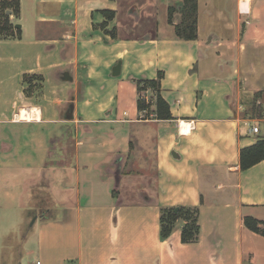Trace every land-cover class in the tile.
<instances>
[{
    "label": "crops",
    "instance_id": "0c3cea01",
    "mask_svg": "<svg viewBox=\"0 0 264 264\" xmlns=\"http://www.w3.org/2000/svg\"><path fill=\"white\" fill-rule=\"evenodd\" d=\"M19 1L0 37V255L1 209L22 206L41 264H264L244 223L264 220V160L240 166L259 139L240 83L264 65V0H198L195 40L180 11L169 22L180 0H131L133 28L152 22L140 36L123 0ZM159 78L170 118L138 107ZM178 206L198 209L196 241L184 220L161 236Z\"/></svg>",
    "mask_w": 264,
    "mask_h": 264
},
{
    "label": "trees",
    "instance_id": "16d2710c",
    "mask_svg": "<svg viewBox=\"0 0 264 264\" xmlns=\"http://www.w3.org/2000/svg\"><path fill=\"white\" fill-rule=\"evenodd\" d=\"M182 8L179 10L176 5L169 7L168 19L170 23H174L175 15L181 12V19L175 24V31L178 37L195 40L198 37V0H180ZM0 37L9 38L15 36L16 26L11 20V16L16 17L20 14L19 0H0ZM11 11V14L8 11ZM114 11H107L109 18L114 16ZM33 76L27 75L26 81L31 83ZM143 88H152L156 94V114L159 118H170L171 111L167 101L164 99L160 89V78L156 80H144ZM142 89V88H141ZM140 89V90H141ZM139 109H145L147 105L143 100L138 101ZM259 139L253 145L244 147L240 151V166L242 170H246L257 163L264 160V133H258ZM184 220L182 227L183 242H193L199 237L200 225L198 220V209L191 207L178 206L174 208H166L161 213V236L167 238L173 232L177 222ZM246 227L264 236V220H260L254 216L247 215L244 217Z\"/></svg>",
    "mask_w": 264,
    "mask_h": 264
},
{
    "label": "rangeland",
    "instance_id": "374dc122",
    "mask_svg": "<svg viewBox=\"0 0 264 264\" xmlns=\"http://www.w3.org/2000/svg\"><path fill=\"white\" fill-rule=\"evenodd\" d=\"M123 8L125 13L123 14L122 18L123 22H128L127 30L125 29L124 33L126 35H137L140 36L145 33V27H151L152 22L148 20V18H141L139 19L141 27L140 29L133 28V24L135 22V18H132L128 14L129 4L131 0H123ZM137 1L138 3L142 0H132ZM177 15V13H176ZM175 15V16H176ZM137 16V15H136ZM135 17V16H133ZM1 20H4L2 17V10H1ZM176 21V20H175ZM180 21V20H179ZM178 21V22H179ZM176 32V31H175ZM177 35V34H176ZM250 50V48H249ZM253 52L252 50H250ZM259 69L255 73L252 74L254 77L253 79H245L241 81L240 87L242 93L245 95L241 101L245 104V113L251 119H255V125H259L261 128L262 133H264V65L261 62H257ZM97 83V82H96ZM99 83V82H98ZM93 90L95 91V96L100 97L104 95L105 91L98 89L96 86H92ZM260 88V89H257ZM146 89V88H145ZM150 96L148 94L146 98L142 100L145 102L147 107V115H150L152 112L151 105L156 106V94L155 90L152 88H148ZM150 163H152L150 159ZM24 190V188H23ZM23 190H20V196L17 198V201L21 203V199H24L25 194ZM25 199H28V195L25 196ZM18 203V204H19ZM3 208V206H2ZM42 209V208H38ZM54 213V208L49 207L45 208ZM28 214V210H24L22 206H12L10 208L1 209V229L2 235L1 240L3 242V248L0 255V264H31L35 263L37 259H41L38 250L36 249L35 244L31 245V242L36 239V234L33 236L28 237L29 234L32 233V222L33 218L30 220H26V216ZM11 216V218H7ZM11 228L13 229L14 233H10ZM31 248V252L28 249Z\"/></svg>",
    "mask_w": 264,
    "mask_h": 264
},
{
    "label": "built area",
    "instance_id": "2783aa9c",
    "mask_svg": "<svg viewBox=\"0 0 264 264\" xmlns=\"http://www.w3.org/2000/svg\"><path fill=\"white\" fill-rule=\"evenodd\" d=\"M193 127H194V124H193V122H191L190 129H192ZM250 132H252L254 134H258V133L261 132V128H260L259 125H252L251 128H250ZM35 264H41V261L38 260V261L35 262Z\"/></svg>",
    "mask_w": 264,
    "mask_h": 264
},
{
    "label": "water",
    "instance_id": "95a60500",
    "mask_svg": "<svg viewBox=\"0 0 264 264\" xmlns=\"http://www.w3.org/2000/svg\"><path fill=\"white\" fill-rule=\"evenodd\" d=\"M8 13L11 14V11L9 10ZM36 218H37V217H36ZM36 218H34L32 224L34 223V221H35Z\"/></svg>",
    "mask_w": 264,
    "mask_h": 264
}]
</instances>
